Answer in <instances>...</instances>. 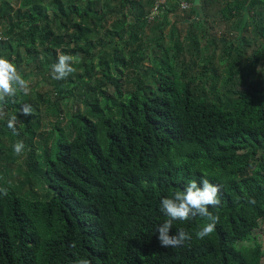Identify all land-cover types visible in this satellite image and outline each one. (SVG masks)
<instances>
[{
	"label": "trees",
	"instance_id": "trees-1",
	"mask_svg": "<svg viewBox=\"0 0 264 264\" xmlns=\"http://www.w3.org/2000/svg\"><path fill=\"white\" fill-rule=\"evenodd\" d=\"M15 1L0 0V56L37 64L52 87L46 100L18 92L0 105L20 121L19 135L0 123V160L25 170L28 187L0 197V264H264V0L227 3L228 20H250L219 43L206 21L225 0H186L182 22L199 15L201 28L191 19L185 36L168 20L182 0L156 22L155 0ZM58 52L79 61L65 80L51 77ZM202 176L220 186L214 232L160 247L161 198ZM202 223L176 220L170 234Z\"/></svg>",
	"mask_w": 264,
	"mask_h": 264
},
{
	"label": "clouds",
	"instance_id": "clouds-1",
	"mask_svg": "<svg viewBox=\"0 0 264 264\" xmlns=\"http://www.w3.org/2000/svg\"><path fill=\"white\" fill-rule=\"evenodd\" d=\"M77 63L79 61L75 56L58 52L56 62L50 67L52 79H67L76 72L74 65ZM18 92H22L25 95L29 93L28 81L24 79L12 60L0 56V105L6 102L7 97H15ZM19 111L26 116L33 114L30 104L21 105ZM4 116L5 113L0 108V118ZM16 122L17 115L9 116L7 127L15 135H19L16 130ZM12 148L14 154L19 156L24 151V142L17 140L12 145ZM7 195L8 188H0V197H6ZM247 203L255 204V199L247 198ZM220 205V186L211 183L206 176H202L199 182L194 179L190 180L184 185L183 189L172 191L168 196L162 197L159 207L166 219L158 224L154 230L157 233L160 247L181 248L190 244L193 241V237L197 240H203L210 236L219 222V216L209 211V208H218ZM197 216L202 218L203 223L198 226L194 234L184 228H179L175 231V234H170L174 221H187ZM70 247H75V242H72ZM73 264H91V261L87 258L79 257Z\"/></svg>",
	"mask_w": 264,
	"mask_h": 264
},
{
	"label": "rangeland",
	"instance_id": "rangeland-1",
	"mask_svg": "<svg viewBox=\"0 0 264 264\" xmlns=\"http://www.w3.org/2000/svg\"><path fill=\"white\" fill-rule=\"evenodd\" d=\"M8 1H9V3L13 4V5H10L11 7H17V5L15 4V2H16L15 0H8ZM230 1H233V0H225L222 3H218V4L210 7V9H208L210 15H209V19H207V21H206V22H208V23H206V25L214 27L212 30V34L218 38V40H219L218 43L220 42V40L225 35L229 39H232V38L235 39L239 35V31H240L239 27L241 25L242 19L250 20L248 17L243 16V15L235 16V18H233L231 21L228 20V18H226L225 15L223 14L222 9L226 8L227 3H229ZM48 5L49 4L47 2L46 6H48ZM260 9H264V7H261ZM180 11L178 10L176 12V14L170 15L168 17V20L170 21L171 25L172 24L176 25V27L180 30L181 35L185 36L187 34V31H189L190 26H191L188 22H191L192 18L189 19L188 22L186 21L183 23L182 21H184V20H182V18L190 17V16H188L190 12L185 14L182 11L181 12ZM48 15H52V12H49ZM251 15H253V14H251ZM113 17H114V15H113ZM117 18L120 19V16ZM159 19H161V18H158L157 20L159 21ZM192 20H195V22H197L195 29H200L201 28V22H198L199 16H197L195 19L193 18ZM110 24L111 23H108L107 29H112V27H110ZM159 24H162V23H159ZM171 25L167 28L165 26V32H167V34L172 30ZM250 30L251 31L244 30V35L248 39H250L251 37L254 36L253 32H252L254 30V28L252 26L250 27ZM160 34H161V32L158 30L156 33L150 32L148 35H150L149 38L153 39V38H157ZM12 41H13V44L17 43L16 39H14V38ZM221 43H222V41H221ZM258 46H260V43L254 42V49L257 48ZM21 51H19V52H21ZM21 53H23V52H21ZM148 62L145 63L146 66L150 65V64H148ZM13 63H14V61H13ZM38 64L41 65V63H38ZM17 68L21 72V74L23 75L24 79L26 81H28V83H29V93L27 95H34V98L37 99L38 96L41 97L42 95L44 96V93H48V90L52 87V85L50 83V80L44 78L42 71L37 69V64L32 63L31 61L29 63L23 61L22 65L17 66ZM263 70H264V66H263ZM50 92L51 91L49 90V93ZM44 98H45V100L47 99L45 96H44ZM40 103H41V108H42V106L44 104H42L41 100H40ZM73 105H75L74 101H73V103H71V105L69 106L68 109H70ZM7 120H8V118H5V117L0 118V123L7 121ZM52 121H53V115H50L48 113H43L42 124H43L44 128L50 127V125L52 124L51 123ZM19 122H17V123H19ZM24 172H25V170H19V167L17 165L12 166L11 168L6 167L4 165L3 160H0V180L7 185L8 189H12V187L15 186V187H22L24 192L27 190L28 187H23V184L25 182V178L27 177L24 174ZM258 237H259V241L264 246V222L262 223V226L258 231ZM248 244L249 243H247V245Z\"/></svg>",
	"mask_w": 264,
	"mask_h": 264
},
{
	"label": "built area",
	"instance_id": "built-area-1",
	"mask_svg": "<svg viewBox=\"0 0 264 264\" xmlns=\"http://www.w3.org/2000/svg\"><path fill=\"white\" fill-rule=\"evenodd\" d=\"M172 0H155V5L154 8L151 12L150 15V21H155L156 19H158L160 17V15H162L164 13V11L166 10V8L168 7L169 3ZM191 9V5L186 2V0H182L181 4H180V10L185 13L187 11H189Z\"/></svg>",
	"mask_w": 264,
	"mask_h": 264
},
{
	"label": "water",
	"instance_id": "water-1",
	"mask_svg": "<svg viewBox=\"0 0 264 264\" xmlns=\"http://www.w3.org/2000/svg\"><path fill=\"white\" fill-rule=\"evenodd\" d=\"M199 1H200V0H196V5H198V4H199ZM197 16H199V15H197Z\"/></svg>",
	"mask_w": 264,
	"mask_h": 264
}]
</instances>
